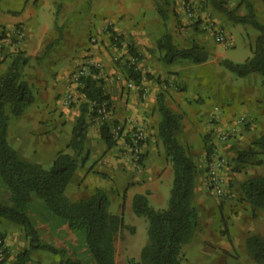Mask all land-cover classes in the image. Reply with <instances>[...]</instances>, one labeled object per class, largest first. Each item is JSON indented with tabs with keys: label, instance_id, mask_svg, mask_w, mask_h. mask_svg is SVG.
Here are the masks:
<instances>
[{
	"label": "crops",
	"instance_id": "obj_1",
	"mask_svg": "<svg viewBox=\"0 0 264 264\" xmlns=\"http://www.w3.org/2000/svg\"><path fill=\"white\" fill-rule=\"evenodd\" d=\"M205 1L212 15L206 12L203 4L194 3L195 12L204 20L192 29L186 28L188 17L181 0L177 3L176 0H0V27L6 32V37L0 41V77L21 52L26 61L20 68V78L29 84L35 96L22 115L10 118V145L26 160L44 167H50L62 150L73 153L70 147L73 131L83 114L82 106L88 100L70 84V80L71 74L86 59L102 65L99 72L105 76V88L111 101L108 120L111 130L116 121L127 126H146L148 139L143 146L146 169L144 173L133 174L126 158L115 157L118 148L128 146L124 140L108 146L102 136L103 121L90 115L92 106L88 102L89 109L84 113L87 121L84 151L78 157L72 179L71 186L74 185L76 193L75 196L69 194L71 199H83L97 188L106 190L109 180L102 173L108 169L112 179L134 178L136 183L132 190L123 191L121 208L124 214L126 211L132 213L134 197L146 194L149 188L151 204L156 209L167 206L174 176L172 163L167 161L159 137L160 95L165 105L180 117V129L176 133L179 142L191 148L193 153L201 157L206 155L205 136L214 128L210 142L217 153L227 159L222 174L229 176L230 159L244 148L252 147L254 140L264 134V77L256 72L236 76L222 66L221 57L240 63L251 54L243 45L240 49L219 52L220 47L210 36V28L223 20L227 33L237 41L241 37L240 31L248 24H235L226 15L227 19L219 17L224 13L211 0ZM258 1L231 0L228 6L239 14H246L248 2L257 10ZM260 5L256 14L264 22V0H260ZM177 16L184 26L178 25ZM17 28L25 31L23 39L16 36ZM189 30L190 35L186 33ZM165 34H171L179 48L189 47L193 42L201 44L209 52V59L194 63L179 58L167 63L164 51L158 48V41ZM115 37L121 39L120 47L114 44ZM129 46L140 55L142 71L151 75V79L143 82L147 89L145 100L139 98L135 87L126 84L125 75L113 60L121 54L129 59ZM70 93L74 99L71 105L66 99ZM213 114H217L216 125L208 123ZM244 118L250 122L248 129L244 125L237 126ZM223 134H228V139L221 138ZM246 180L235 174L233 187L225 185L220 193L211 190L224 199L232 229L226 235H222L221 230L207 229L199 236L202 238L195 243L201 253L199 264H222L221 261L231 264L233 259L228 252L232 250L239 254L236 264L255 262L247 240L253 234L264 237V230L251 229L248 223L256 221L253 224L259 226L264 219V210L254 208L245 197L242 185ZM202 181L201 176L196 179L197 190H201L199 184ZM212 192L204 193L199 206L209 212L217 209L220 212L219 206L216 207L220 200L211 197ZM0 221L5 219L0 218ZM5 226L10 228L6 223ZM23 236L24 233L21 240ZM7 238L11 241L9 244L14 245L11 235ZM209 238L213 248L207 244ZM24 241L26 250L29 241L25 238ZM18 245L15 242V248ZM51 254L48 250H33L28 264H47L45 260L51 259ZM11 261L13 258L4 264H12Z\"/></svg>",
	"mask_w": 264,
	"mask_h": 264
},
{
	"label": "trees",
	"instance_id": "obj_2",
	"mask_svg": "<svg viewBox=\"0 0 264 264\" xmlns=\"http://www.w3.org/2000/svg\"><path fill=\"white\" fill-rule=\"evenodd\" d=\"M211 2L235 24H249L258 31L251 56L240 63L223 59L222 65L240 77L252 72L264 77V22L258 18L253 4L248 2L247 13L239 14L228 6V0ZM5 37V30L0 27V41ZM158 48L164 51L167 63L179 58L202 63L210 57L206 48L197 42L189 47H177L171 34L159 39ZM129 53L139 58L132 46H129ZM25 61L23 54L18 52L10 69L0 77V218L21 226L29 239V247L12 264H25L30 260L31 252L39 249L60 255L59 264H116V238L127 224L123 212L117 214L110 211L109 192L97 188L79 200L67 195L78 167V157L84 151L87 133L84 113L91 102L107 100L111 106L104 82L97 78L99 69L92 66V72L80 78L78 91L88 101L83 104V114L73 131L70 144L73 153L62 150L50 167H44L23 158L8 141L10 118L22 115L35 99L29 84L20 78V68ZM134 68L130 65L129 77L140 85L142 75ZM158 112L161 116L159 137L172 163L174 178L165 208H154L146 194L134 197V213L147 217L149 221L148 240L141 250L139 263L184 264L186 256L183 245L193 239L199 225L200 215L195 204L198 166L177 138L180 117L165 105L161 95L158 98ZM90 115L96 117L92 110ZM109 125L108 121L103 122L101 131L108 146L112 147L116 140ZM210 146L208 144L207 148ZM259 151L264 153V134L255 139L249 150L239 152L236 161L243 166ZM83 158L85 160L86 156ZM143 159L141 157L139 160L142 162ZM242 187L252 206L264 210V175L247 180ZM61 234L66 235L63 237ZM247 245L253 259L257 263H264V237L253 234L248 237Z\"/></svg>",
	"mask_w": 264,
	"mask_h": 264
},
{
	"label": "rangeland",
	"instance_id": "obj_3",
	"mask_svg": "<svg viewBox=\"0 0 264 264\" xmlns=\"http://www.w3.org/2000/svg\"><path fill=\"white\" fill-rule=\"evenodd\" d=\"M179 1L180 0H176V3ZM181 1H183L182 3L184 6L185 15H187V17H188V19L186 21L188 23V26H186V28L191 27L192 29H194L193 28L194 25H196L199 22H202L204 20L203 18L200 17V15H198L195 12V6H194L195 4L194 3L197 2L200 5L203 4L204 8H207L206 12H209V15H212V13L210 14V9H208L209 4H207L205 0H181ZM228 1H229V3L231 2V0H228ZM260 6L261 5H260V0H259L256 11H259ZM178 16H177L178 25L184 26V25H182V22H181V20H179ZM219 17H224L227 19V17L224 14H220ZM221 21L222 22L219 23L216 27H211L209 30V33H210V36H211L213 42L215 43L216 46L220 47L219 52L221 51V53H224L226 50L230 51V50H234L236 48L240 49V47H242V45H243L245 48L249 49L250 54L252 55L253 51H254L255 40L258 36V31L254 27H252L251 25L248 24L247 27H244L240 31L241 37L237 41H234V38L231 37V35L229 33H227V28L224 25V21L223 20H221ZM216 29H219L224 33V36L226 37L224 42L218 41L216 39V32H217ZM204 30L206 31L205 28H204ZM186 33L188 35L191 34L190 30L186 31ZM114 44L116 46L120 47L122 45L121 39L115 37ZM138 57L139 58L136 59L135 55H131V57L128 59L125 55L121 54L119 57H116L115 59L113 58V60H114V63H116V66L118 68H120L122 70L123 74L125 75L126 84L129 87H131L129 84L133 83L134 86H132V87H135V89L137 90L139 98L141 100H145V97L143 96V92H144V90L147 91V89L145 88V85L143 84V82L146 81L147 79H151V75L149 73H145V71H142L141 65L139 64L140 63V55L139 54H138ZM222 60H223V58L221 57V61ZM130 65L135 66L134 69L141 73L142 84H140V85L136 84L129 77L128 70H129ZM100 66H102V65L96 64V63L94 65V67H96L97 69H99ZM78 69H79V67L77 68V70ZM76 71H74L71 74V80H70V84L75 85V88H77V86L73 82V78H74L73 76H74V73ZM230 73L234 74L231 71H230ZM98 75L99 76H97V78H100L103 80L104 88H105V86H106L105 85L106 82L104 80L105 76H102V74L100 72L98 73ZM116 79L118 80L119 78L116 77ZM105 93L107 95H109L107 93L106 88H105ZM109 97H110V95H109ZM66 99L70 105L72 103H74L73 93H70L66 97ZM208 123L211 125H213V124L216 125L217 124V114L211 115ZM249 123L250 122H249L248 118H246V119L244 118L240 122L237 123V126L240 127V126L244 125L245 129H248ZM213 130H214V128H213ZM213 130L211 131L209 129L207 135L205 136V143L207 140V143H206L207 145L205 148L206 155L203 154L201 157V156L197 155L196 153H193L191 151V148H186L188 153L193 157L194 161L196 162V164L198 166V173L196 174V179H198V177L201 176L203 178V181L199 184L201 187V190H197L195 187V204L199 210V215H200L199 216V225H198L196 234L193 237V239L189 243H186L183 245V252L186 256V260H185L184 264H199L198 259H199V256H201V253L199 252V247H198L199 245H196L195 243L199 238L200 239L202 238L199 236L202 235L204 232H206L207 229H211V231H213V232L221 230L220 232L222 233V235H226V233L230 234V230L232 229V223L230 221L231 217H229L227 215V211H225L226 205H225V201H223L224 199L222 200L221 196L212 192L211 191L212 188L210 187V185L208 183V157H209L210 152H212V150H213L212 144L210 142L211 134H212ZM123 140L125 141V143H130L129 136H127V135L123 137ZM118 142H119V140H116V144ZM208 144L211 145L210 146L211 148H207ZM252 147H253V143H252ZM250 148H244L243 151H247ZM118 151H119L118 156H115V157L126 158V160H128V162H130L129 167L131 168L130 169L131 173L141 174V173L145 172L146 168L144 166V163L142 165V168L137 167L136 154H135V151L133 148H118ZM141 151L142 152L140 153V157L144 158L145 153H144L143 148H141ZM238 154H236L237 155L236 157H233L230 159L231 164L229 165V167H231L230 168L231 171L228 174L229 176L222 174V170L220 172V176L223 178V186L227 185L230 188L233 187L234 184L232 183V181H233V177L235 174L237 176H239V178L242 177V180H244V179L249 180V179H251L255 176H258V175H264V153H261L259 151V153L253 159H251L248 163L244 164L243 166L240 165L236 161ZM84 155L86 156V153ZM144 159H143V162H144ZM167 161L171 162L169 159ZM227 162L228 161L226 159L225 165H227ZM110 172H111L110 170L106 169L102 173V175H104V177H108V180H109L107 185H106V190L109 192L110 198H111L110 211L113 213H117V214H122V212H123L125 223L127 224V227L123 228L118 233L117 238H116L115 261H116V264H140L139 262H140L141 250H142V247L146 244V242L148 240L147 229L149 226V221H148L147 217L138 216L134 213V211H132V213H129L128 211H126V213L124 214V209L121 208V206L123 205V191L124 190L127 191L129 189L132 190L134 188V186L136 185V183L134 182V178H129V179L123 180V181H120L121 178L112 179L111 174H109ZM173 176H174V172H173ZM70 186H71V184L69 185L68 189L70 188ZM93 191L94 190H91L90 192H88L89 194L87 196H89ZM209 191L212 192V193H210L211 197L216 198L218 201L220 200L218 205L216 206V207L219 206V208L221 209L220 212L218 209L216 211L209 212L207 209H204V208L199 206V202L202 200L204 193H207V192L209 193ZM69 192L70 193L67 192L68 196H69V194H70V196H75L76 188L74 187V185L71 186ZM149 194H150V188L146 193V195L148 196V198L150 200ZM168 201H169V198H168ZM158 209H162V208H158ZM254 217L256 220L257 215L255 212L253 213V218ZM261 221L262 222H260L259 226H256L253 224L256 221H254L253 223L249 222L248 225L251 229H254V227H256V228H261L262 230H264V219H261ZM2 222L0 221V226H1L0 227V242L3 243V245L5 244V255H4V259L2 260L1 264H4L7 261H9L10 258H11V260L13 258V261H14L15 258H17V256L21 252H23V250H25L24 238H25V240H27L28 238L25 234L24 229L21 226L16 225V224H14L11 221H8L6 219H5V221H2ZM5 223L10 225L9 226L10 228H8L6 226L4 228L3 225ZM2 228H4L5 230H3ZM23 233L25 234V237L23 236V240H21V236L23 235ZM9 235H11L14 245L9 244L11 242L7 238V236H9ZM61 235L64 237L66 234H61ZM229 238H230V235H229ZM28 241H29V239H28ZM209 241L208 242L205 241V242H207V244L209 245L210 248H213L212 247L213 243H212L211 238H209ZM15 242L19 243V245H18L19 247L15 248ZM228 255H232L233 260L231 261V264H236L235 259L239 258V254L237 253V251L232 250V252H228ZM51 256L53 257V259L51 257V259H49L47 261L45 260V262H47V264H59L60 258H61L60 255L52 253ZM209 257L211 258L212 256H209ZM30 260H31V258H30ZM86 260L88 262L90 261L89 259H86ZM13 261H11V262H13ZM29 261H27L25 264H28ZM221 263L222 264H229V262L225 263L224 261H221ZM31 264H35V262H32ZM252 264H264V263H257L255 261Z\"/></svg>",
	"mask_w": 264,
	"mask_h": 264
},
{
	"label": "built area",
	"instance_id": "obj_4",
	"mask_svg": "<svg viewBox=\"0 0 264 264\" xmlns=\"http://www.w3.org/2000/svg\"><path fill=\"white\" fill-rule=\"evenodd\" d=\"M216 39L218 41L224 42L226 37L224 36V33L216 29ZM16 36L19 38L25 37V31L23 28H17L15 29ZM95 63L90 60H84L81 65L79 66V69L74 73L73 82L76 84L77 88L80 84V78L82 76L89 75L92 71L91 68L94 66ZM131 87L134 86L133 83L129 84ZM71 96V95H70ZM143 96L147 97V91L144 90ZM109 102L107 100H104L101 103L97 102H91L92 111L96 113V117L100 118L103 122L108 121L111 116V106L108 105ZM113 134V138L115 140H123L124 136H129L130 143H126L128 148H133L136 154V164L138 168H142L143 161L141 162L139 159L141 148H143L145 142L148 138L147 128L144 124H131L130 126H127L123 122L114 123L113 129L111 130ZM228 134H223L221 138L228 139ZM212 152H210L208 157V183L210 187L215 190L216 192L220 193L223 188V178L220 176V172L222 168H224L226 164V158H224L222 155H219L216 151V147L212 144ZM5 255V244L0 242V264L2 260L4 259Z\"/></svg>",
	"mask_w": 264,
	"mask_h": 264
}]
</instances>
